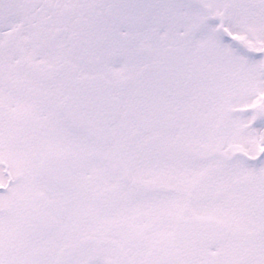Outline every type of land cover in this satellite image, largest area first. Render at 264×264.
I'll list each match as a JSON object with an SVG mask.
<instances>
[{"label":"snow or ice","instance_id":"6c2138e0","mask_svg":"<svg viewBox=\"0 0 264 264\" xmlns=\"http://www.w3.org/2000/svg\"><path fill=\"white\" fill-rule=\"evenodd\" d=\"M0 264H264V0H0Z\"/></svg>","mask_w":264,"mask_h":264}]
</instances>
